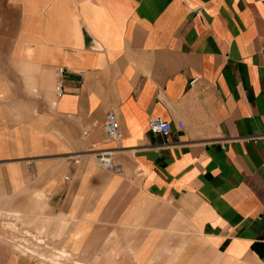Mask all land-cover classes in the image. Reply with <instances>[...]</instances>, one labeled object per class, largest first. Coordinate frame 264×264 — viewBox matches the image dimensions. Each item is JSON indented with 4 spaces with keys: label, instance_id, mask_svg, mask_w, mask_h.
<instances>
[{
    "label": "crops",
    "instance_id": "crops-1",
    "mask_svg": "<svg viewBox=\"0 0 264 264\" xmlns=\"http://www.w3.org/2000/svg\"><path fill=\"white\" fill-rule=\"evenodd\" d=\"M0 215L11 264H264V0H0Z\"/></svg>",
    "mask_w": 264,
    "mask_h": 264
},
{
    "label": "built area",
    "instance_id": "built-area-1",
    "mask_svg": "<svg viewBox=\"0 0 264 264\" xmlns=\"http://www.w3.org/2000/svg\"><path fill=\"white\" fill-rule=\"evenodd\" d=\"M61 73H62L61 69L57 70L56 72L57 76H60ZM196 81H197V78H193L190 81V85H193ZM61 88H62L61 82H58L56 86L58 95L61 94ZM148 127L152 133L159 134L161 136H167L171 130L170 124L164 121L160 117H155V118L150 119L148 122ZM176 127L178 130H182L183 124L178 123ZM102 128H103V132H104V135L107 141L116 142L120 139L121 137L120 124H119L117 116L114 113L108 112L106 114ZM97 161L99 165L105 170H111L116 173H119L121 171L120 166L113 164L112 152L109 150L101 151L97 156Z\"/></svg>",
    "mask_w": 264,
    "mask_h": 264
},
{
    "label": "rangeland",
    "instance_id": "rangeland-1",
    "mask_svg": "<svg viewBox=\"0 0 264 264\" xmlns=\"http://www.w3.org/2000/svg\"><path fill=\"white\" fill-rule=\"evenodd\" d=\"M100 152H98V154ZM16 222V220L12 219V216L3 217L0 215V264H11L9 262L11 254L15 256L27 254L26 224L20 222V224L17 225L15 224ZM13 264L27 263L18 262Z\"/></svg>",
    "mask_w": 264,
    "mask_h": 264
}]
</instances>
